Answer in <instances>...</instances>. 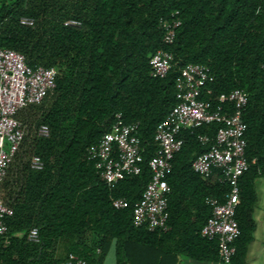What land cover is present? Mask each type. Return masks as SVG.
Wrapping results in <instances>:
<instances>
[{
    "label": "trees",
    "instance_id": "obj_1",
    "mask_svg": "<svg viewBox=\"0 0 264 264\" xmlns=\"http://www.w3.org/2000/svg\"><path fill=\"white\" fill-rule=\"evenodd\" d=\"M21 18L34 25H20ZM174 20L180 26L165 44L164 25ZM0 47L21 53L31 69L57 73L52 95L22 114L39 109L37 120L24 125H46L50 135L32 144L42 170L26 164L20 192L8 199L13 214L0 237V264H58L68 254L103 264L112 248L115 264H180L182 258L220 264L218 239L202 237L201 229L211 216L207 201L222 203L230 186L217 170L203 176L191 167L209 150L217 123L178 135L183 145L165 179L166 230L133 223L134 206L151 179L156 128L175 106V82L189 64L208 68L199 99L213 109L221 105L233 114L218 97L235 89L247 95L248 170L238 180L240 235L229 262L245 264L256 229L255 184L264 179V0H0ZM159 50L172 55L163 79L150 76L149 60ZM116 115L138 125L142 162L138 175L109 186L86 151L111 130ZM116 199L127 207L114 209ZM33 228L38 243L27 241Z\"/></svg>",
    "mask_w": 264,
    "mask_h": 264
},
{
    "label": "built area",
    "instance_id": "obj_2",
    "mask_svg": "<svg viewBox=\"0 0 264 264\" xmlns=\"http://www.w3.org/2000/svg\"><path fill=\"white\" fill-rule=\"evenodd\" d=\"M20 25L32 27L33 20L21 18ZM67 25L78 26L70 21ZM180 21L174 20L164 25L163 42L171 44L175 38ZM172 62V55L159 50L149 60L152 78L163 79L167 76ZM56 70L53 68L31 69L25 57L14 50L0 47V188L8 178V171L16 158L22 153L26 140L30 139V153L26 164L31 170L43 168L41 159L32 152L36 139L48 138L50 130L46 125L27 128L20 116L30 107L40 106L52 95L55 89ZM209 70L205 66L189 64L185 66L175 82L176 104L157 126L154 143L157 150L148 163L151 179L143 190L139 201L133 209L135 226H146L149 231L167 228V196L170 189L166 176L171 172L172 160L183 145L178 137L181 131L195 130L204 125L217 123L213 143L209 150L192 162V170L199 175H208L217 170L221 178L230 186V192L222 203L208 200L211 216L201 229V236L208 239L217 238L219 243L220 264H229L236 253L235 240L240 235L235 220L238 204V180L248 170L245 156L246 125L242 115L247 105V95L241 89H235L218 97L220 104H230L233 114L223 113V107L215 109L209 102L199 99L202 87L208 79ZM120 115L111 130L100 141L86 151V159L94 162L100 179L112 186L125 176L138 175L142 162L137 124H123ZM202 145L208 143L207 137H199ZM24 151V150H23ZM114 209L127 207L126 201H112ZM13 209L9 200L0 190V237L7 233L6 218L11 217ZM38 230H29L28 242L38 243ZM58 264H87L74 254Z\"/></svg>",
    "mask_w": 264,
    "mask_h": 264
},
{
    "label": "rangeland",
    "instance_id": "obj_3",
    "mask_svg": "<svg viewBox=\"0 0 264 264\" xmlns=\"http://www.w3.org/2000/svg\"><path fill=\"white\" fill-rule=\"evenodd\" d=\"M40 114V110L35 108L31 109L26 116L21 115L20 120L24 123L25 120L29 124L34 123ZM30 139L26 140L24 143V147L22 148V153L18 155L13 165L10 167L8 178L6 180V184L4 186V190L7 192L6 198L13 200L22 188L24 183V171L23 168L26 165L28 160V155L30 153ZM24 150V151H23ZM257 194H258V202L259 206L263 208L264 212V179H259L255 184ZM105 264H114V255L113 250L111 249L106 257ZM256 264H264V255L260 256L256 260Z\"/></svg>",
    "mask_w": 264,
    "mask_h": 264
},
{
    "label": "crops",
    "instance_id": "obj_4",
    "mask_svg": "<svg viewBox=\"0 0 264 264\" xmlns=\"http://www.w3.org/2000/svg\"><path fill=\"white\" fill-rule=\"evenodd\" d=\"M4 184H5V182H4ZM4 186L5 185H3L0 188V190H1L2 194L4 195V197L6 198L7 192L4 190ZM256 192H257V190H256ZM257 196H258V194H257ZM253 217H254V221L256 223V229L254 232L253 241L250 243V245L248 247V253H247L245 264H256L257 258L264 255V212H263V208H261L259 206L258 200H257V203H256L255 208H254ZM113 255H114V253H113ZM105 261H106V258H105L103 264H105ZM114 264H115V259H114ZM180 264H209V263H197V262H194L192 260L182 258Z\"/></svg>",
    "mask_w": 264,
    "mask_h": 264
}]
</instances>
